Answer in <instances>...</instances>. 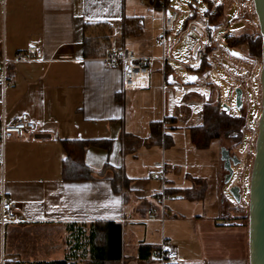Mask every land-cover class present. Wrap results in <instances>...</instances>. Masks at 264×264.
Returning <instances> with one entry per match:
<instances>
[{
	"label": "crops",
	"instance_id": "0c3cea01",
	"mask_svg": "<svg viewBox=\"0 0 264 264\" xmlns=\"http://www.w3.org/2000/svg\"><path fill=\"white\" fill-rule=\"evenodd\" d=\"M160 1L0 0V60L14 61L30 47L43 51L33 62L6 67L9 86L0 78V123L26 114L37 127L33 135L5 143L0 184L4 181L17 205L19 221L0 224V264L65 259L93 264L79 232L88 235L92 225L106 223L122 227V256L105 264H159L153 252L164 239L183 258L177 264H250L248 227L233 213L236 203L228 200L222 161L223 148L239 156L243 143L234 146L221 138L206 149L197 148L191 132L203 125V110L192 112L177 104L182 99L223 105L216 98L235 97L234 77L240 73L235 65L245 48L227 46L224 36L250 33L254 5L251 0H216L212 9L221 6L225 16L208 52L222 51L225 67L206 59L197 70L186 66L197 42L185 60L175 54L186 39L187 33L178 36L187 21L196 13L208 14L206 3L203 10L184 5L187 12L181 13L173 0H166V10ZM173 11L179 20L163 46L164 20ZM109 49L152 59L144 89H123L120 67L101 61ZM164 55L169 56L166 63ZM222 72L233 82L230 96L216 83ZM169 75L191 91L175 90L167 134L158 141L154 130L169 113V98L162 90ZM194 79L196 83H188ZM199 115L202 121L194 123ZM67 140L90 143L84 159L91 179L65 180ZM163 175L172 201L160 222L151 214L158 217L160 212L154 192L162 189ZM143 246L151 253L141 257Z\"/></svg>",
	"mask_w": 264,
	"mask_h": 264
},
{
	"label": "built area",
	"instance_id": "2783aa9c",
	"mask_svg": "<svg viewBox=\"0 0 264 264\" xmlns=\"http://www.w3.org/2000/svg\"><path fill=\"white\" fill-rule=\"evenodd\" d=\"M213 4L211 7L209 3L205 4V10L210 12V9L216 6V0H209ZM161 6L164 10L168 8V3L166 0L160 1ZM194 13V11H193ZM194 15V14H193ZM239 19L242 17L238 16ZM179 20V13L173 11L171 14L165 17L164 26L162 28V37L160 43L164 46L168 41V37L172 32L175 31L176 23ZM218 27L214 26L211 23L210 17L206 13H196V16L187 21L185 30L178 36L180 37L184 33H193L198 38L199 41L195 44L192 50V56L190 61L186 66L193 69H200L204 60L208 59L214 62L217 66L225 67L224 61L227 59V56H224V59L219 57V54L222 53L219 49H216L214 52H208L209 48L214 44V39L216 36V31ZM242 47L245 48L243 58L236 63V68L239 70V74L234 77V89L241 88L243 91V101L244 106L246 107V120L245 125L242 129V133L248 135L249 142L247 143L246 149L241 153L240 156V165L237 167L239 171L238 177L233 181L234 184L241 187L242 203L236 204L235 210H244L243 205V182L244 177L247 172L251 173L253 165V156H252V145L256 146V141L258 137V127L253 128L249 121V106L254 102L255 91L253 92L252 97H250L249 90L254 89V83L256 78L259 79L260 71L262 67V58L252 54L250 46L248 44H243ZM43 51L41 49L30 47L27 50L20 51L17 54V57L14 61H8L5 58L0 60V78L4 86H9L11 84L9 78L6 74V67L11 63L19 62H33L37 57L41 56ZM161 60L163 63H166L169 60V56L164 55ZM102 63L106 66H118L122 72V83L123 89L125 91L144 89L149 83L150 79V62L152 59L139 58L132 51L123 49V50H107L104 57L101 59ZM184 88L187 92H190L191 89L184 87L179 82L172 79V76L169 75L163 85L162 90L169 98V113L164 117L162 123L163 134H167L168 129V119L172 117L174 112L175 105L172 104V100L175 94V90ZM218 93V91L216 90ZM222 101L223 104H228L229 98L222 96L221 98H216L215 102ZM208 101H195V100H180L177 105L185 106L189 108L192 112H200L203 110L205 104ZM258 124V123H257ZM36 123L31 120V118L24 114L18 119L11 123L2 122L0 123V167L4 168L5 161V143L14 138H24L29 134H34L36 131ZM164 170V164L162 165ZM162 189L160 191L154 192V199L159 208L158 217L154 213L151 214L152 220H159L164 222L167 216V206L172 201V196L167 192L165 186L164 175L161 178ZM0 205H1V217L0 224L5 226L9 223L18 222L17 217V205L12 202L10 199L6 185L4 181L0 184ZM126 218H129L127 215ZM234 218L232 211L229 213V219ZM217 225H225L224 221H217ZM173 243L169 239H164L161 246L156 249L153 254L158 258L159 264L167 263H180L183 261V258L174 250Z\"/></svg>",
	"mask_w": 264,
	"mask_h": 264
},
{
	"label": "trees",
	"instance_id": "16d2710c",
	"mask_svg": "<svg viewBox=\"0 0 264 264\" xmlns=\"http://www.w3.org/2000/svg\"><path fill=\"white\" fill-rule=\"evenodd\" d=\"M158 2L159 0H150ZM204 3H212L209 0H203ZM211 23L214 26H219L224 22V9L219 6L210 9L208 12ZM196 14L191 17L194 18ZM225 44L229 47L248 44L252 54L262 56V40L260 37L252 33L243 34L238 37L229 34L224 36ZM240 115H233L223 110V106L218 104L206 105L203 109V125L196 127L191 132V142L199 149H206L213 140L225 139L234 144L241 145L244 140L242 129L246 120V107L240 111ZM162 126L157 125L153 137L161 141L164 137ZM89 142L82 140H67L64 141L65 159L63 164V173L65 180L83 181L91 179V171L85 164V152L89 146ZM234 155V152L231 151ZM228 208V206H227ZM242 220V219H241ZM79 239L82 245L89 246L93 264H105L109 261H117L122 256V227L116 223H106L104 225H92L89 234L79 232ZM150 254L151 251L147 247H141L140 255ZM38 264H78L76 262L65 259L63 261L40 262ZM177 264V263H173Z\"/></svg>",
	"mask_w": 264,
	"mask_h": 264
},
{
	"label": "water",
	"instance_id": "95a60500",
	"mask_svg": "<svg viewBox=\"0 0 264 264\" xmlns=\"http://www.w3.org/2000/svg\"><path fill=\"white\" fill-rule=\"evenodd\" d=\"M255 14L260 28L262 40V67L260 85L262 90L261 115L258 119V137L250 176L248 195V231H249V263L264 264V0H253ZM236 109L241 111L244 106L243 91L235 90ZM223 110L230 112V106L223 104ZM222 161L226 172L224 185L228 188L236 204L242 203L241 187L234 184L235 169L240 165V158L231 155L227 148L222 149Z\"/></svg>",
	"mask_w": 264,
	"mask_h": 264
},
{
	"label": "rangeland",
	"instance_id": "374dc122",
	"mask_svg": "<svg viewBox=\"0 0 264 264\" xmlns=\"http://www.w3.org/2000/svg\"><path fill=\"white\" fill-rule=\"evenodd\" d=\"M178 1H180L182 3V5H179ZM249 3L253 4V0H251V2H249ZM184 5H191L194 8L199 7V9L203 10L204 1L203 0H173V6L175 7L176 10H178L181 13L187 12ZM232 16H233V14L230 15V19L232 18ZM239 16L242 17L241 15H239ZM254 17H255V23L254 24L252 23L250 25L249 32L254 34L255 36L260 37V28H259V24H258L256 14H254ZM181 24H183L182 20H181ZM231 28H233V27H231ZM185 38H186L185 41L178 47L177 52L175 54L178 59H184L185 60L188 56V51L190 50V48L193 47L194 43L199 41V38L195 34L190 33V32L187 33ZM258 57H260V56H258ZM196 82H197V79L188 81V83H196ZM216 83L223 86V90L228 96L231 95L232 90H231L229 85L233 82L224 72H222V74H221V79L216 80ZM254 91L256 92L254 100H253L254 102H252L251 105L249 106V114H248L250 124L253 128L257 127L258 119L261 115L262 90H261L260 80L257 78H256L255 83H254V89L251 88L249 90V93L251 95L250 97H252ZM228 103L231 105L233 115H240L241 114V112L236 109L235 97H232L228 101ZM201 121H202V115H199L195 118L194 123H197V122L200 123ZM248 142H249V137H248V135H245L243 145H241V147L239 149L240 150V155L238 156L239 158L241 156V153L246 149ZM251 151L253 152L252 156L254 158V154H255V146L254 145H252ZM238 175H239V171L236 168L233 181L238 177ZM250 176H251V173L247 172L245 174L244 182H243V198H244V203H245L243 205L244 210L243 211L238 210L236 212H233L239 216L240 220L242 219L245 226H247V227H248V195H249V190H250ZM226 188L228 189V187H226ZM228 200L230 201L231 205L235 204V201L230 194L228 195ZM10 249H11V243H7V252H10ZM19 254H21V255L23 254L22 247L19 248Z\"/></svg>",
	"mask_w": 264,
	"mask_h": 264
}]
</instances>
